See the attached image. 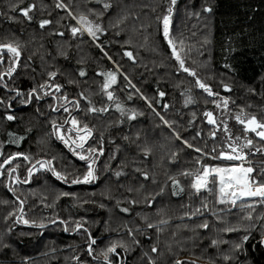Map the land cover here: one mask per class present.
I'll list each match as a JSON object with an SVG mask.
<instances>
[{
    "label": "trees",
    "instance_id": "obj_1",
    "mask_svg": "<svg viewBox=\"0 0 264 264\" xmlns=\"http://www.w3.org/2000/svg\"><path fill=\"white\" fill-rule=\"evenodd\" d=\"M58 3L65 7L58 8ZM169 3L0 0V43L17 45L21 52L16 72L4 78L10 92L0 90V157L2 162L17 152L29 157H17L9 165L17 170L15 183L8 180V169H2L0 264H105L103 252L113 243L124 247L110 254L112 264H176L177 260L264 264V204L252 200L235 206L218 204L215 191L195 193L192 176L184 175L197 172L198 160L219 166L243 163L211 160L195 149L211 153L215 146L218 153L219 145L226 142L225 122L233 138H243V125L235 119L238 114L264 122V0H177L170 36L195 77L179 68L163 37L158 18L166 14ZM104 4L110 7L105 9ZM33 5L29 19L22 10ZM206 7L212 11H204ZM81 15L102 26L96 40L72 35ZM42 20L51 23L41 28ZM125 52H131L132 58ZM3 57L7 70L11 58L6 50ZM82 70L85 76H80ZM109 71L117 74V83L109 89L113 101L102 90L105 77L98 75ZM52 72L57 73L54 80L49 79ZM196 79L218 95L208 96ZM46 82L61 85V91L39 87ZM224 85L231 91H225ZM33 88L41 99L20 103ZM15 89L24 96L17 97ZM65 95L80 101L79 110L66 106L76 109L73 116L92 130L94 147L103 148L94 164L97 179L91 183H71L84 175L87 164L69 152L53 131V121L63 125L67 120ZM90 107L97 111L89 112ZM209 111L218 130L207 123L204 113ZM133 112L136 118L128 119ZM7 115L15 119L9 121ZM213 131L216 140L211 138ZM247 135L255 147L264 145L254 133ZM249 159L257 166L264 154ZM37 161H51L49 167L68 181L58 180ZM36 167L29 176L28 170ZM173 179L179 181L178 187ZM196 209L200 212L193 215ZM205 222L207 229L199 227ZM77 223L83 225L79 230ZM228 228L238 231H225ZM89 233L96 241L91 255ZM245 235L249 239L237 249Z\"/></svg>",
    "mask_w": 264,
    "mask_h": 264
},
{
    "label": "snow or ice",
    "instance_id": "obj_2",
    "mask_svg": "<svg viewBox=\"0 0 264 264\" xmlns=\"http://www.w3.org/2000/svg\"><path fill=\"white\" fill-rule=\"evenodd\" d=\"M177 4V0H170L169 6L166 9V14L162 16V18H158L161 20L162 26H163V37L167 41L169 48L171 49L172 57L178 62L179 68L188 73L190 76L195 77L196 73L194 70L189 69L185 66L184 60L181 58L179 52L177 51L176 43L170 36V24H171V18L174 11V6ZM34 7L30 6L29 8L23 9V15L31 19L29 16V12ZM57 7H65V5L58 3ZM109 4H104V8H109ZM204 11L211 12V7L204 8ZM69 15H72L69 13ZM73 19H77L75 16L72 17ZM51 21L49 20H42L40 21V27L44 28L46 25L50 24ZM77 24L79 27H72L71 32L73 36H76L77 34H83L87 33L89 37H91L93 40L97 39V33H100L103 31V28L100 24L93 23L91 20H89L86 16L81 15L77 19ZM63 35V33H61ZM7 52L9 57L11 58L9 61V67L5 72H0V81H4V77L7 76L9 78H12L13 74L16 72L17 67L19 65V60L21 56V52L19 49V46L14 45L12 43H0V64H3L4 57L3 53ZM103 50V49H102ZM107 55V53H105ZM125 56H128L129 58H132L131 52H125ZM111 59V57H108ZM227 67V65H226ZM80 76H85L86 73L82 70L80 73ZM57 73L52 72L49 73V79L54 80ZM98 75H102L105 77L104 83L102 85V90L106 93L107 98L109 101H113L115 99L113 92L109 89L112 85L117 83V74L115 72L109 71L107 73H98ZM127 79V78H126ZM196 85L203 89L204 92L208 94V96H217L218 93H214L210 86H208L206 83L202 82L199 79H196ZM7 86V85H5ZM42 89L45 88H52L54 87L56 92L61 91V85L55 84V85H49L47 82L44 85L39 86ZM225 91H231V89L224 85ZM16 96L17 97H23L24 94L18 90L15 89ZM37 89L33 88L27 93L26 98H22L20 100V103L27 104L32 101L33 98L39 100L41 97L39 95H36ZM45 95H49L48 91H45ZM82 99H85L83 96V93L80 94ZM165 94L163 92L160 93V96L163 97ZM54 99L59 100L60 97H53ZM63 100L65 102V105L72 104L77 110H79L80 101H70L68 97L65 95L63 96ZM0 103H3V101H0ZM89 104H91V101H89ZM228 104L227 100L223 101V105L226 108ZM218 108L220 107L219 104L216 105ZM116 108L118 111L121 112L122 115H124V109L123 107L117 103ZM53 111H56L57 109L53 108ZM65 112H69L70 119H67L64 121V124H57L55 121L52 122V127L54 134L57 135V138L60 139L66 147H68L74 155H77L78 158L82 161H85L87 164V171L84 173L82 177H76L71 180L72 184H80V183H91L94 182L97 179L96 169L94 168V164L96 163V157L97 154L103 155V148H92L88 147L85 148V145L88 143L89 139L92 137L93 133L92 130L88 127L87 124H84L81 126V122L75 117L72 116L70 113V110L67 106L63 109ZM107 109H100V111H106ZM89 112L95 113L97 109L95 107H90L88 109ZM204 115L207 117V123L210 125H216V120L213 116L212 112H205ZM136 118V113H132L130 116H128V119L134 120ZM6 119L11 121L15 119L12 115H7ZM238 124L243 125V131L246 134L243 138L240 136H235L233 138L232 132L229 130L227 123L225 122L223 125V130L226 134V142H222L219 145V152L217 153V147H213L211 150V153H204L202 149L196 148L195 151L201 152L203 155L208 156L211 160H219V161H227V162H236L241 161L243 163H231L227 166H219V165H212V164H204L200 160L197 161V163L201 164V167L197 170L196 173H190L185 172V176H192V182H191V188L195 191V193L199 194L202 191H208L210 194L215 191L216 194V202L221 205L225 204H231L232 206H235L238 201H256L260 204H264V161H261V163L257 166H253V162L249 159V156H255L257 154H264V145L261 147H255L254 140L250 138L247 133H254L256 137H259L261 142H264V122L259 121L255 116H252L250 118H244L241 115H237L235 117ZM70 127L67 128V134L64 130V125H69ZM217 130L219 129V125H216ZM74 133V135H73ZM11 135V134H9ZM211 138L213 140L218 139L217 137V131H213L211 134ZM20 139H23L21 137ZM177 139H179V136L177 135ZM15 142V141H13ZM187 144V141H185ZM225 143L226 148L225 150ZM188 147H193V145L188 144ZM253 148H255V151H253ZM245 149L248 151L246 152ZM79 150V151H77ZM86 153V154H85ZM2 155V154H0ZM23 156L24 160H29V157L27 155H24L23 153H15L8 158L4 159L2 163H0V169H4L5 165H10L14 160L17 159V157ZM37 164H39L41 169L49 170L52 172V174L58 179L62 180L64 182L68 181V177L66 175H63L62 173L55 170L54 167L50 168L49 165L51 164V161L41 162L37 161ZM247 164L248 166H245ZM259 169V170H257ZM8 175L11 178L12 174L16 171V168H9ZM29 176H31L32 169L30 168L28 170ZM3 175V172L0 171V176ZM117 177L121 175L120 172H117L115 174ZM145 179H147V174H144ZM173 186L178 187L179 181L173 179L172 180ZM211 185V187H210ZM181 191H183V188H180ZM173 194L175 195L176 192L174 191ZM63 195H69L68 193H63ZM131 203L135 204L136 201H132ZM204 208H207L208 205L204 203L202 205ZM103 207V205H101ZM248 207H253L252 204H249ZM121 211L127 212V208H122ZM200 209H196V213H199ZM251 215H249L248 219H251ZM264 219V217H262ZM64 223L63 221H61ZM24 223H28L27 220L24 221ZM39 227H43V225H39ZM83 227L82 224L77 223L76 224V230H79ZM149 228L153 227V225L149 224ZM199 227L207 229L209 227L208 223L205 222ZM68 229L66 228L65 231ZM85 232H88L87 228H84ZM225 231H238V229L235 228H228L225 229ZM131 232V230H130ZM89 239L90 244L88 248V254H92V247L91 245L95 244L96 241L94 239H91V235L89 233ZM249 239L248 235L243 236L242 242L236 244V248L240 249L242 247V243L246 242ZM217 241L213 240L212 244L215 245ZM261 243H264V239L261 240ZM117 247H124V245L120 243H113L110 247L107 248L106 251L103 252L104 261L105 264H112L110 260V254H115ZM152 251L155 252L157 249L155 247L152 248ZM176 264H184V262L177 260ZM189 264H194V262H189Z\"/></svg>",
    "mask_w": 264,
    "mask_h": 264
},
{
    "label": "rangeland",
    "instance_id": "obj_3",
    "mask_svg": "<svg viewBox=\"0 0 264 264\" xmlns=\"http://www.w3.org/2000/svg\"><path fill=\"white\" fill-rule=\"evenodd\" d=\"M77 27H79V25L77 24ZM83 34H85V35H87V33L85 32V33H83ZM88 36V35H87ZM66 106V105H65ZM64 106V107H65ZM75 108V107H74ZM71 109V108H69V110H70V113H71V115L73 116V112L74 111H76V109ZM65 112V111H64ZM66 114H67V119H70V116H69V112H65ZM68 127H70V124L69 125H65V128H64V130H65V133L67 134V128ZM73 135H74V133H73ZM56 137H57V135H55ZM58 139V138H57ZM58 140H60V139H58ZM93 140H94V138H93V135H92V137L89 139V141H88V143L85 145V148L87 149L89 146L90 147H92V148H95L94 147V145H93ZM61 141V140H60ZM62 142V141H61ZM63 143V142H62ZM64 144V143H63ZM65 145V144H64ZM66 147V146H65ZM67 148V150L69 151V152H72L68 147H66ZM77 151H79V150H77ZM86 154V153H85ZM76 157H77V155H75ZM237 164H239V163H237ZM245 166H248L247 164H245ZM37 170V167L36 168H34L33 170H32V173L33 174H35V172H37L36 171ZM32 174V175H33ZM31 175V176H32ZM12 177H13V174H12ZM12 182V181H11ZM13 183H15V180H14V182Z\"/></svg>",
    "mask_w": 264,
    "mask_h": 264
},
{
    "label": "flooded vegetation",
    "instance_id": "obj_4",
    "mask_svg": "<svg viewBox=\"0 0 264 264\" xmlns=\"http://www.w3.org/2000/svg\"><path fill=\"white\" fill-rule=\"evenodd\" d=\"M3 64H4V62H3ZM3 64H0V72H5L6 70L4 69V66H3ZM6 77V76H5ZM4 77V78H5ZM7 79V78H6ZM4 83H5V80L4 81H0V90H4L5 92H7L8 90L4 87ZM3 84V85H2ZM8 92H10V91H8ZM16 97V96H15ZM17 98V97H16ZM0 101H2V93L0 94ZM2 104V103H1ZM23 106H26V105H23ZM1 111V110H0ZM2 135H1V133H0V152H2ZM1 158L2 157H0V163H2V161H1ZM5 168H7V169H9V168H15L14 166H9V165H5ZM0 171H2V169H0ZM17 175V170L13 173V176L15 177ZM14 177H11L13 180H15V178ZM2 178V176H0V179ZM7 178H8V180L9 179H11L10 177H9V175L7 174Z\"/></svg>",
    "mask_w": 264,
    "mask_h": 264
}]
</instances>
